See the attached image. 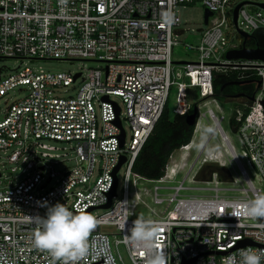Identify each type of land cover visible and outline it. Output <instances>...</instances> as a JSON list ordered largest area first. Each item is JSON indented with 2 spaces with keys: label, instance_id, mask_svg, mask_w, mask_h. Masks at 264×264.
Returning a JSON list of instances; mask_svg holds the SVG:
<instances>
[{
  "label": "built area",
  "instance_id": "1",
  "mask_svg": "<svg viewBox=\"0 0 264 264\" xmlns=\"http://www.w3.org/2000/svg\"><path fill=\"white\" fill-rule=\"evenodd\" d=\"M244 2L248 4L235 23V10ZM197 3L213 15L197 48L198 60L181 65L173 58L177 38L185 34L180 12ZM256 4L264 2L0 0V59L105 64L75 76L29 67L10 74L0 69V110L7 105L0 121V264H60L32 243L34 225L27 216H45V203L92 215L105 211L95 215L98 225L89 237L90 254L80 264H146L153 251H163L168 264H225L242 249L264 250V222L243 210L263 193L247 168L264 182V61L226 59L229 51L241 48V33L253 37L264 30V9ZM230 71H243L242 81L257 77L253 100L234 107L230 120L246 163L225 131L223 103L215 98V75ZM174 87L175 114L191 115L188 90L197 88L202 101L214 105L220 115L196 107L193 138L170 155L160 178L149 179L134 167L169 107ZM60 89H66V95H60ZM15 91L25 94L11 102ZM125 124L131 129L130 141ZM206 129L211 133L203 136ZM48 143L70 145L72 167L58 172L48 166V157L58 149ZM45 147L47 152L39 151ZM116 180V196L104 209ZM186 182L212 187L191 188ZM224 183L237 189H222ZM191 191L205 195H187ZM152 204L163 210L157 212ZM140 207L152 212L155 218L148 221L160 226L152 250L126 239Z\"/></svg>",
  "mask_w": 264,
  "mask_h": 264
},
{
  "label": "rangeland",
  "instance_id": "2",
  "mask_svg": "<svg viewBox=\"0 0 264 264\" xmlns=\"http://www.w3.org/2000/svg\"><path fill=\"white\" fill-rule=\"evenodd\" d=\"M243 1V0H241ZM260 3H263L264 0H258ZM181 19H182V29L185 31V34H181L177 40L179 44L174 47L173 50V58L176 62H196L199 58V52L197 48L201 44V38L203 36V31L207 29L205 24V13L206 9L203 5L197 3L194 5H189L184 9H181ZM32 68L34 70H44L45 72H49L52 74H71L75 76L78 73H85L90 69L96 68H104L105 64L99 62H91V61H57V60H21V59H0V69H4L5 74H10L12 71L17 70L19 68ZM188 82V80H185ZM81 85V82L77 83L76 87H71L69 89L70 94H74L75 90H77ZM66 89H60L58 93L60 95L65 94ZM176 88L174 87L171 91L170 101H169V110L173 113V110L177 107L176 103ZM25 92L15 91L9 96V100L11 102L17 101L24 96ZM115 101L121 103V100L118 98H114ZM188 102L192 104L194 108L198 107L201 112H207L209 108L215 110L218 114L216 107L214 105L207 106L205 102L202 101L200 98V91L197 88H190L188 90ZM122 105V104H121ZM123 107V106H122ZM7 108L6 104L1 105L0 110V121L4 118V112ZM234 104L233 103H223L222 110L224 115L227 118V121L224 123V128L227 134L230 137L232 145L235 147L238 156L245 162L243 158V145L241 143L239 135L235 134L230 126V120L233 116L234 111ZM220 115V114H219ZM128 133V140L131 139V129L128 124H125ZM211 133L210 129H206L202 135ZM51 146L57 147V151L51 153L53 156L48 157L47 165L51 166L54 165V168L58 172H63L66 169L72 167V160L75 157V154L71 150V146L67 144L61 143H48ZM42 153L47 152V148H43L39 150ZM246 163V162H245ZM249 171L250 177L253 181H255L256 185L263 190L264 193V182H260L255 175V171H252L250 168H247ZM126 174V168H123L119 173L120 179V187H119V200L123 196L124 192V178ZM182 180V176L179 177ZM191 188H209V186L202 182L196 183H188L186 182ZM149 187H153L154 185H148ZM222 189H237L231 183H224L220 186ZM189 196H203L205 195L203 192L200 191H191L187 193ZM208 195V194H206ZM152 209H155L157 212L163 210L162 207H156L155 205H151ZM104 210H97L94 213L95 215H102L104 214ZM138 217H142L145 220L154 219V215L152 212H148L144 208H138L136 211V219ZM123 256L128 259L125 249H121Z\"/></svg>",
  "mask_w": 264,
  "mask_h": 264
},
{
  "label": "clouds",
  "instance_id": "3",
  "mask_svg": "<svg viewBox=\"0 0 264 264\" xmlns=\"http://www.w3.org/2000/svg\"><path fill=\"white\" fill-rule=\"evenodd\" d=\"M44 207L47 208L45 216H27V221L34 225V247L48 252L60 264H80L90 254L89 237L98 225L97 218L83 209L74 212L61 203L53 206L45 203ZM243 210L250 218H264V193L247 202ZM127 221L125 218L124 228ZM128 231L126 239L137 247L152 250L160 226L138 217ZM146 264H168L167 255L163 251H153ZM225 264H264V250L242 249L238 254L227 257Z\"/></svg>",
  "mask_w": 264,
  "mask_h": 264
},
{
  "label": "trees",
  "instance_id": "4",
  "mask_svg": "<svg viewBox=\"0 0 264 264\" xmlns=\"http://www.w3.org/2000/svg\"><path fill=\"white\" fill-rule=\"evenodd\" d=\"M249 48L264 49V30L255 33L248 43ZM243 71H230L215 75V98L221 103H233L234 107L249 102L257 91V77L249 81L240 80ZM248 74V73H247ZM194 108L190 114H193ZM187 116L171 113L169 107L164 111L154 133L136 161V173L149 179H158L163 175L170 155L188 144L193 138L195 126L187 122Z\"/></svg>",
  "mask_w": 264,
  "mask_h": 264
},
{
  "label": "water",
  "instance_id": "5",
  "mask_svg": "<svg viewBox=\"0 0 264 264\" xmlns=\"http://www.w3.org/2000/svg\"><path fill=\"white\" fill-rule=\"evenodd\" d=\"M247 4H248L247 2H244L236 8V10H235V23H237L240 9ZM256 6L264 9V4H256ZM212 15L213 14L209 10H206V13H205V24L206 25H208L209 18L212 17ZM240 36L241 37L239 39V43H240L241 48L229 51L226 54V59L229 61H264V49L249 48L246 46L247 42L253 37L251 35L246 34V33H241ZM179 64L184 65V64H186V62H180ZM251 100H253V98ZM118 113H120V110H118ZM197 118H198V110H197V108H194L193 114H191L187 117L188 124L191 127H194L196 124ZM117 124L119 126H121V122L119 119L117 120ZM121 140H122V146H123L125 143V135H123ZM125 162H126V158H123L122 162L120 163V165L116 169V171H115L116 179H117L118 172L120 171L121 167L124 165ZM117 188H118V180H116L114 190L110 194V202L108 205H106L104 207V209H109L111 207L112 199L116 196ZM88 213H91V212H88ZM261 221L264 222V218H261ZM248 244L255 246V244H252V243H243L242 246H247Z\"/></svg>",
  "mask_w": 264,
  "mask_h": 264
},
{
  "label": "flooded vegetation",
  "instance_id": "6",
  "mask_svg": "<svg viewBox=\"0 0 264 264\" xmlns=\"http://www.w3.org/2000/svg\"><path fill=\"white\" fill-rule=\"evenodd\" d=\"M250 41V40H249ZM249 41L247 42V44H246V46L248 47V43H249Z\"/></svg>",
  "mask_w": 264,
  "mask_h": 264
},
{
  "label": "snow or ice",
  "instance_id": "7",
  "mask_svg": "<svg viewBox=\"0 0 264 264\" xmlns=\"http://www.w3.org/2000/svg\"><path fill=\"white\" fill-rule=\"evenodd\" d=\"M145 123H147V121L145 120Z\"/></svg>",
  "mask_w": 264,
  "mask_h": 264
}]
</instances>
